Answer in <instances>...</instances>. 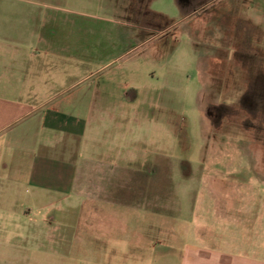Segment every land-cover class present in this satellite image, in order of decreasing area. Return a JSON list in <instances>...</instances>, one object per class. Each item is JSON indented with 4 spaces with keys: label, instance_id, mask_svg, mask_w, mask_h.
<instances>
[{
    "label": "rangeland",
    "instance_id": "rangeland-1",
    "mask_svg": "<svg viewBox=\"0 0 264 264\" xmlns=\"http://www.w3.org/2000/svg\"><path fill=\"white\" fill-rule=\"evenodd\" d=\"M17 53L28 98L62 92L86 124L73 191L4 216L0 264L200 241L264 261V0H0L1 86Z\"/></svg>",
    "mask_w": 264,
    "mask_h": 264
},
{
    "label": "crops",
    "instance_id": "crops-1",
    "mask_svg": "<svg viewBox=\"0 0 264 264\" xmlns=\"http://www.w3.org/2000/svg\"><path fill=\"white\" fill-rule=\"evenodd\" d=\"M16 44V49L22 45ZM28 56L17 53L10 58L8 81L12 83L0 85V220L30 216L31 210L23 209L33 208L35 198L71 193L79 169L86 123L75 111L78 105L73 102L66 107L60 100L62 92L38 103L28 98L25 86L32 65ZM20 192L29 193L31 201L9 202V195ZM39 207L47 209L49 204ZM11 208L21 212L6 211ZM154 245L153 255L163 264H264L253 255L205 246L201 241L181 249Z\"/></svg>",
    "mask_w": 264,
    "mask_h": 264
},
{
    "label": "flooded vegetation",
    "instance_id": "flooded-vegetation-1",
    "mask_svg": "<svg viewBox=\"0 0 264 264\" xmlns=\"http://www.w3.org/2000/svg\"><path fill=\"white\" fill-rule=\"evenodd\" d=\"M52 219V218H51Z\"/></svg>",
    "mask_w": 264,
    "mask_h": 264
}]
</instances>
